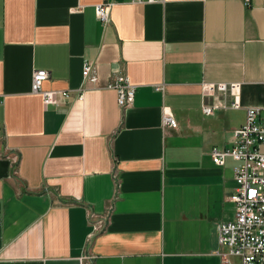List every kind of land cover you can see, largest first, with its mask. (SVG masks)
Segmentation results:
<instances>
[{
    "label": "crops",
    "instance_id": "obj_1",
    "mask_svg": "<svg viewBox=\"0 0 264 264\" xmlns=\"http://www.w3.org/2000/svg\"><path fill=\"white\" fill-rule=\"evenodd\" d=\"M37 69L69 100L32 92ZM222 83L238 88L205 90ZM249 107L264 113V0H0V264H240L218 241L238 162L212 149Z\"/></svg>",
    "mask_w": 264,
    "mask_h": 264
},
{
    "label": "built area",
    "instance_id": "obj_2",
    "mask_svg": "<svg viewBox=\"0 0 264 264\" xmlns=\"http://www.w3.org/2000/svg\"><path fill=\"white\" fill-rule=\"evenodd\" d=\"M112 6V2L97 5V16L103 24L109 23ZM82 74L85 84H95L98 80L92 62H84ZM49 77L48 70H35L32 92L42 94L45 104H57L59 96L69 100L71 96L69 90H49L43 87ZM107 87L116 90L118 103L122 108L133 103L136 86L128 76L116 75ZM237 88L238 84L222 83L209 84L205 90L209 92L217 89L227 93ZM77 98H83V92H80ZM224 106L240 108L241 104L238 99H234L230 103H225ZM203 111L210 115L213 113V107L205 105ZM163 121L164 125L173 128L178 125L172 115H165ZM212 157L220 165L224 164L228 157L238 162L234 168V178L238 187L231 195V200L236 205L235 217L219 224V244L228 248V253L222 255L224 262H227V255H231L239 258L240 264H264V113L261 108H247L245 123L234 131V146L228 149L214 147ZM101 226L100 222L94 224L95 230Z\"/></svg>",
    "mask_w": 264,
    "mask_h": 264
}]
</instances>
